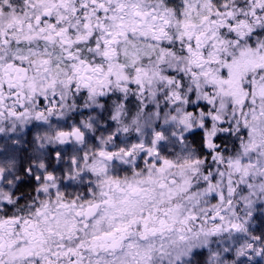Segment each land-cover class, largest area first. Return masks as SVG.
Listing matches in <instances>:
<instances>
[{
    "label": "snow or ice",
    "instance_id": "obj_1",
    "mask_svg": "<svg viewBox=\"0 0 264 264\" xmlns=\"http://www.w3.org/2000/svg\"><path fill=\"white\" fill-rule=\"evenodd\" d=\"M29 125L0 264L264 260V0H0V133Z\"/></svg>",
    "mask_w": 264,
    "mask_h": 264
},
{
    "label": "rangeland",
    "instance_id": "obj_2",
    "mask_svg": "<svg viewBox=\"0 0 264 264\" xmlns=\"http://www.w3.org/2000/svg\"><path fill=\"white\" fill-rule=\"evenodd\" d=\"M81 117L76 116V121L78 122ZM65 126H69L71 123H73L72 120H68L66 122H62ZM36 129L37 127L35 125H29L24 127L23 129H18L16 132H8L7 134L0 133V157H3L4 155H7L9 157H15L17 160V165L19 168L23 169L27 166L30 157L35 155V149L31 150H24L23 142H26L29 144V141L31 137H35L38 135H32V129ZM46 126L40 127L39 132L40 135H43L46 131ZM15 141H19V143H16ZM25 144V147H28L29 145ZM37 147V145L35 144ZM66 148L68 153H71L72 151V145H69L67 147L61 146V145H48L45 149H43L44 152L49 153L48 156V162L50 165V168L54 167L56 168L58 175H63V169L65 167V164L67 163V157H65V163H57L55 160V152L57 148ZM28 153H27V152ZM31 155V156H30ZM24 190L28 191L30 188H28L27 184L25 185ZM253 222V228L257 235L260 234V232L264 231V204H257L255 206V210L252 217ZM230 259H235L234 255H231L229 257ZM243 259V258H242ZM255 264H264V260H262L260 257L255 258Z\"/></svg>",
    "mask_w": 264,
    "mask_h": 264
},
{
    "label": "trees",
    "instance_id": "obj_3",
    "mask_svg": "<svg viewBox=\"0 0 264 264\" xmlns=\"http://www.w3.org/2000/svg\"><path fill=\"white\" fill-rule=\"evenodd\" d=\"M34 137L32 136L30 141H29V144H27L26 142H23V145H24V150H29V152L33 149L36 148L35 144V139H33ZM25 144L29 145L28 147H25ZM27 152V151H26ZM28 153V152H27ZM31 156V155H30Z\"/></svg>",
    "mask_w": 264,
    "mask_h": 264
},
{
    "label": "flooded vegetation",
    "instance_id": "obj_4",
    "mask_svg": "<svg viewBox=\"0 0 264 264\" xmlns=\"http://www.w3.org/2000/svg\"><path fill=\"white\" fill-rule=\"evenodd\" d=\"M40 130V128H36V129H32V135H36V134H39V132H37V131H39ZM63 146H65V147H67V146H69V145H63Z\"/></svg>",
    "mask_w": 264,
    "mask_h": 264
}]
</instances>
